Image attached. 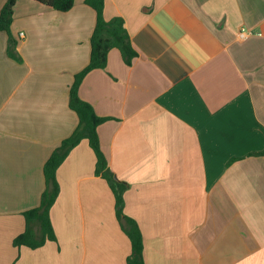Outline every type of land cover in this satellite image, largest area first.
<instances>
[{
    "label": "crops",
    "instance_id": "crops-1",
    "mask_svg": "<svg viewBox=\"0 0 264 264\" xmlns=\"http://www.w3.org/2000/svg\"><path fill=\"white\" fill-rule=\"evenodd\" d=\"M105 17L124 19L138 56L129 66L112 49L79 95L108 118L101 146L127 186L145 264H264V0H106ZM95 23L84 0L68 12L18 0L22 62L0 31V264H127L131 254L87 140L57 173V241L13 245L23 213L40 205L46 161L79 125L70 89Z\"/></svg>",
    "mask_w": 264,
    "mask_h": 264
},
{
    "label": "trees",
    "instance_id": "trees-1",
    "mask_svg": "<svg viewBox=\"0 0 264 264\" xmlns=\"http://www.w3.org/2000/svg\"><path fill=\"white\" fill-rule=\"evenodd\" d=\"M17 1L7 0L1 8L0 31L6 32L9 36L8 55L14 60L22 62L23 58L17 52V42L11 31L14 7ZM36 1L60 12L70 11L76 2V0ZM84 2L95 11L96 23L91 36L90 62L75 75L70 89L69 106L77 114L79 125L70 137L61 142L46 161L44 165L46 189L42 194L40 205L23 213L26 227L24 232L14 239L13 245L17 248L28 247L35 250L42 248L49 241H57L50 216L51 209L61 191L57 173L71 151L82 140H87L96 156V175L101 176L108 182L115 197L117 219L131 242V254L127 259V264H145L144 242L140 227L134 219L125 215L124 212V194L127 186L115 178L101 146L98 127L105 123L108 118L98 116L93 106L84 101L79 95V88L85 76L93 70L107 67L108 55L112 49H118L124 62L129 66L132 65L138 53L133 47L124 19L122 17H114L111 20L106 19V0H84Z\"/></svg>",
    "mask_w": 264,
    "mask_h": 264
},
{
    "label": "built area",
    "instance_id": "built-area-1",
    "mask_svg": "<svg viewBox=\"0 0 264 264\" xmlns=\"http://www.w3.org/2000/svg\"><path fill=\"white\" fill-rule=\"evenodd\" d=\"M20 36H21V37H24L25 34H24V33H21ZM247 36H248V33H247L246 30H242V31L240 32V34H239V37H240L241 39H245Z\"/></svg>",
    "mask_w": 264,
    "mask_h": 264
},
{
    "label": "water",
    "instance_id": "water-1",
    "mask_svg": "<svg viewBox=\"0 0 264 264\" xmlns=\"http://www.w3.org/2000/svg\"><path fill=\"white\" fill-rule=\"evenodd\" d=\"M116 178V177H115Z\"/></svg>",
    "mask_w": 264,
    "mask_h": 264
}]
</instances>
